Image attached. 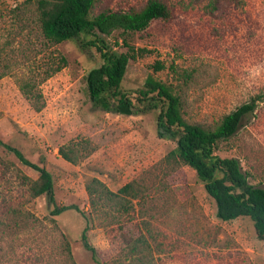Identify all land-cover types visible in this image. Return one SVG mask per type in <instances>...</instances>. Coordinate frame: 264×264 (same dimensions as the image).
Masks as SVG:
<instances>
[{
  "label": "rangeland",
  "instance_id": "374dc122",
  "mask_svg": "<svg viewBox=\"0 0 264 264\" xmlns=\"http://www.w3.org/2000/svg\"><path fill=\"white\" fill-rule=\"evenodd\" d=\"M147 1L98 0L93 14ZM164 1L171 18L100 34L115 50L137 52L123 87L153 76L182 97L188 121L205 126L254 99L255 111L216 153L238 157L264 187V0ZM81 44L48 40L34 1L0 0V264H264L251 218L220 219L196 171L167 158L177 144L159 135L156 111L123 115L92 103L86 75L103 59ZM28 76L42 90L40 109L20 89ZM79 142L89 152L67 161L60 148ZM13 148L51 172L57 205L71 208L53 215L46 194L31 195L39 173ZM93 178L114 192L134 182L138 198L129 196L128 208L105 198L94 207ZM87 224L94 250L81 238Z\"/></svg>",
  "mask_w": 264,
  "mask_h": 264
},
{
  "label": "trees",
  "instance_id": "16d2710c",
  "mask_svg": "<svg viewBox=\"0 0 264 264\" xmlns=\"http://www.w3.org/2000/svg\"><path fill=\"white\" fill-rule=\"evenodd\" d=\"M32 1L37 7L42 31L48 40L53 43L80 41L83 44L81 47L93 46L100 52L103 63L90 69L86 75L92 103L107 112L123 115L156 111L159 135L170 138L177 144L167 158L186 164L196 171L206 191L215 200L220 219L230 221L248 216L254 222L257 236L264 240V187L250 182L238 157H222L216 153L217 144L234 136L245 118L255 111V100L226 114L215 126L190 122L183 114L182 97L165 82L148 76L140 88L125 89L122 83L130 60L136 59L137 52L132 47L126 51L115 50L100 35H110L117 29L144 30L155 19L171 18L169 5L164 0H148L143 6L126 11L105 9L93 14L98 0ZM155 67L162 69L164 66L157 62ZM36 80L34 76L20 78L19 85L24 96L40 109L44 96ZM89 149L83 142H79L72 146L63 145L60 153L67 161L76 163L87 155ZM13 150L21 161L34 167L39 173L37 179H29L31 195L38 197L46 194L49 202L54 205L53 215L71 208L57 205L51 172L45 166L31 162L20 150ZM87 189L94 207L100 199L105 198L115 205L128 208L127 202L131 201L128 197L137 199L140 191L138 185L130 182L114 192L98 178L91 179ZM73 208L80 210L75 206ZM81 213L87 219L86 213ZM88 230L89 224L84 227L81 238L87 247L94 250L88 240Z\"/></svg>",
  "mask_w": 264,
  "mask_h": 264
}]
</instances>
